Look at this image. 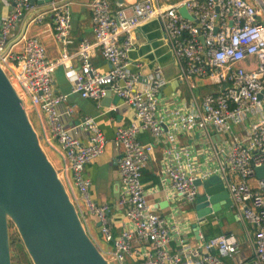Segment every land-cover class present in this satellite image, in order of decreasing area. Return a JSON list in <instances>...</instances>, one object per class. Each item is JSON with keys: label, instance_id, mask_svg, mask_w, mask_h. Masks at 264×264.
Instances as JSON below:
<instances>
[{"label": "built area", "instance_id": "obj_1", "mask_svg": "<svg viewBox=\"0 0 264 264\" xmlns=\"http://www.w3.org/2000/svg\"><path fill=\"white\" fill-rule=\"evenodd\" d=\"M0 3L9 9L0 15V66L26 107L47 117L51 134L39 139L50 148L51 140L59 146V178L84 226L89 214L97 217L106 245L100 252L111 264H126L127 258L133 264H224L221 258H232L238 250L232 234L208 240L201 237L191 244L186 237L190 229L177 207L164 217L148 204L141 173L152 145L139 142L142 132L149 133L154 144L164 138L170 144L166 155L173 158V164L165 167L164 175L172 201L194 204V182L217 178L236 210L237 220L254 230L251 264H264V180L256 178L254 172L264 168V0H181L172 4L150 0L134 4L130 16L123 10L111 12L107 0H91L94 42L82 40L78 44L72 56L79 62L77 70L66 65L71 59L67 52L71 45V0ZM181 8L190 19L179 14ZM153 18L161 23L180 79L192 91L195 80L215 88L203 94L200 104H194L189 112L175 109L159 116L158 95L165 80L159 71L142 77L131 69L128 54L133 48L134 31ZM45 19L62 47L55 61H48L44 47L26 35L28 26ZM95 50L109 65L104 74L92 67ZM249 61L252 63L248 67L242 66ZM59 66L66 69L72 92L82 99L101 108L109 92L134 112V121L118 128L112 139L118 153L121 190L114 206L94 204L89 195L90 183L83 171L103 154L106 139L93 118H83L77 126L85 135L84 141L66 127L64 118L71 111H58L66 98L54 93L52 82V73ZM231 124L237 127V134L232 132ZM195 130L208 136L216 162L213 168L197 175L190 163L191 150L175 146L178 134ZM212 131L224 135L225 140L213 142ZM70 182L72 188L68 191L66 184ZM112 208L122 210L126 221L117 238L109 218Z\"/></svg>", "mask_w": 264, "mask_h": 264}, {"label": "crops", "instance_id": "obj_2", "mask_svg": "<svg viewBox=\"0 0 264 264\" xmlns=\"http://www.w3.org/2000/svg\"><path fill=\"white\" fill-rule=\"evenodd\" d=\"M160 1L169 4L171 2L177 3L181 0ZM90 2L91 0H71L69 35L71 45L67 48V52L71 55V59L66 64L67 68L74 70L79 68L80 65L78 60L72 56L82 40H87L90 43L94 42L91 13L89 10ZM107 2L111 12L123 10L126 16H130L131 7L134 4L139 2L150 3V0H107ZM8 12L9 9L0 3V15H5ZM25 22L26 20L18 28V32L23 29ZM72 23L74 24L72 25ZM26 35L27 37L35 39L44 47L46 59L48 61H55L60 58L62 47L56 42L51 24L47 19L39 24L28 26ZM128 59L131 63V69L133 71H139L142 77H148L156 71H159L165 80V85L158 95L159 116H166L175 109L189 112L194 104H200L203 94L215 89L208 85L206 81L195 80L194 83L196 87L192 91L189 89L187 83L180 79V69L164 38L161 23L156 18L145 20L136 28L133 34V48L128 54ZM248 63H252V61L243 63L242 66L248 67ZM91 64L97 73L104 74L109 70V65L101 57L99 50H95ZM65 70L63 66H59L52 73L54 93L66 98L65 103L58 108V111L63 112L66 109L71 111L70 116L64 118V123L70 132L82 141H84L85 135L77 129V126L83 118H93L104 135L106 144L103 154L84 168L83 177L90 183L88 192L94 204L114 206L121 190L117 170L118 153L112 144V139L118 128L127 127L134 121V112L114 96H111L108 102L101 103V108H98L97 104L91 100L82 99L79 94L72 92L71 83L65 77ZM32 114L35 122L31 124L37 135L40 137L50 136L51 132L47 117L42 113L36 114L32 112ZM209 133L211 137H214L213 142L225 140V136L222 134L219 136L213 131ZM138 140L142 145H152V152L141 173V183L147 194L146 198L148 204L153 206L157 214L164 217L168 216L174 207H177L184 217V224H186L191 232V234L186 236L188 242L196 244L197 241L193 235V226L198 222L195 203L186 206L187 209H185L184 205H182V203L185 202H176L175 199L172 201V196L168 190V181L164 175L165 167L173 164V158L166 155V148L169 147L170 144L165 138L162 139L159 144H154L151 135L147 132L140 133ZM50 143H52V145L57 144L55 140H51ZM57 146L58 145H56L55 148H57ZM175 146L181 150H191L192 155L190 157V163L194 165L193 173L195 175L206 169L213 168L216 164L212 158L213 146H211L208 136L199 130H195L191 133L178 134L176 136ZM58 151L59 146L56 153ZM50 161L57 171L61 169V160L50 158ZM184 162L185 160H183L181 164H184ZM209 182L212 183V187H210L209 190L212 191V193L220 195V191L217 190L220 185L219 180L217 178H210ZM66 185L72 188L71 182ZM163 202H166L167 205L159 208V204ZM222 206L219 211H222ZM231 213L232 220L241 224L243 227V237L238 234L236 235L237 237H235L233 232L228 231L229 229L224 230L219 226L216 217L211 220L209 216L206 218L205 224L200 227V235L203 240H208L220 235L232 234L237 239V253L232 258L222 257V262L224 264H251L253 257L251 236L254 230H252L250 226H246L237 220L236 210L233 206H231ZM109 218L112 234L117 238L126 223L124 213L122 210L112 208ZM85 226L93 241L95 240L94 237L102 241L99 233V221L96 216L89 214ZM208 229H211V233L208 232ZM204 234L207 235V237L204 238ZM189 237H191L190 240Z\"/></svg>", "mask_w": 264, "mask_h": 264}, {"label": "water", "instance_id": "obj_3", "mask_svg": "<svg viewBox=\"0 0 264 264\" xmlns=\"http://www.w3.org/2000/svg\"><path fill=\"white\" fill-rule=\"evenodd\" d=\"M178 12L190 19L183 8ZM110 99L108 92L102 103ZM254 172L264 180V168ZM194 186L204 189L195 201L198 222L193 226L194 238L200 241V227L226 203L228 194L221 184V194L212 193L209 180L195 181ZM10 224L32 264H111L86 231L41 146L25 102L0 66V264H11Z\"/></svg>", "mask_w": 264, "mask_h": 264}, {"label": "rangeland", "instance_id": "obj_4", "mask_svg": "<svg viewBox=\"0 0 264 264\" xmlns=\"http://www.w3.org/2000/svg\"><path fill=\"white\" fill-rule=\"evenodd\" d=\"M171 1H175V0H171ZM172 3V2H171ZM74 23H72L73 25ZM215 90V89H213ZM27 106L28 103H27ZM27 112H28V116L30 119V122L32 124H34L35 119L34 116L32 114V112L30 111L29 107H26ZM231 126V130L234 134H237V130H236V126H234L233 124L230 125ZM38 137H40L38 135ZM41 146L43 148V150L45 151L48 159H58L61 160V158L59 157V155L56 153V151L58 150V146L57 148H55V144L52 145V143H50L51 148L48 147V145H45L41 140H40ZM53 148V149H52ZM56 150V151H55ZM214 181V180H212ZM68 191H69V187L66 185ZM204 189L202 186H199L197 188V196L200 197L203 195ZM74 195H78V193H75L73 191ZM182 205H184V208L187 209L186 206L190 205L187 203H182ZM231 206L232 203L230 200L226 201V204H224L222 206V211H218L216 213H214L212 216H209V219H214L216 217V219L218 220L219 226L222 227L224 230L225 229H229L228 231L233 232L234 236L237 237L236 235L238 234L239 236L243 237L244 234V229L241 226V224L234 222L231 218ZM9 239H10V250H11V264H32L28 254L26 253V250L23 247V244L19 238V235L15 229V227L10 224L9 225ZM94 241L97 245V247L99 248L100 251L104 250L103 248H106V245L103 244V242L101 240H99L98 238L94 237ZM191 239V237H189V240ZM126 264H133V261L130 258H127L125 260Z\"/></svg>", "mask_w": 264, "mask_h": 264}, {"label": "trees", "instance_id": "obj_5", "mask_svg": "<svg viewBox=\"0 0 264 264\" xmlns=\"http://www.w3.org/2000/svg\"><path fill=\"white\" fill-rule=\"evenodd\" d=\"M208 232L211 233V229H208ZM203 237L205 238V237H207V235L204 234ZM211 237H212V235H211Z\"/></svg>", "mask_w": 264, "mask_h": 264}]
</instances>
